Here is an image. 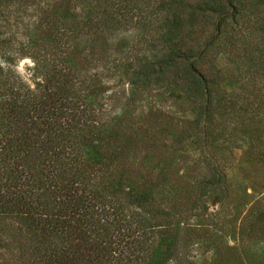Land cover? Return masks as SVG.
I'll list each match as a JSON object with an SVG mask.
<instances>
[{
	"label": "trees",
	"instance_id": "1",
	"mask_svg": "<svg viewBox=\"0 0 264 264\" xmlns=\"http://www.w3.org/2000/svg\"><path fill=\"white\" fill-rule=\"evenodd\" d=\"M38 1L0 0V11ZM45 16L0 65V264H177L179 247L205 242L208 224L194 219L228 197L241 146L228 135L264 119V0H51ZM127 30L134 40L105 53L103 33ZM222 51L246 66L233 83ZM90 61L148 98L186 95L188 127L164 132L154 107L114 109Z\"/></svg>",
	"mask_w": 264,
	"mask_h": 264
},
{
	"label": "rangeland",
	"instance_id": "2",
	"mask_svg": "<svg viewBox=\"0 0 264 264\" xmlns=\"http://www.w3.org/2000/svg\"><path fill=\"white\" fill-rule=\"evenodd\" d=\"M51 0H40L36 3H15L0 11V65L8 64L4 56L8 51L17 52L21 44L27 41V31L42 33L47 29L46 11ZM93 2H82V6L92 9ZM84 8V7H83ZM80 13L81 9L76 8ZM85 13V11H84ZM258 31L250 33L254 35ZM259 34V33H258ZM136 32L110 31L100 37L105 53L121 39L133 41ZM83 41L91 37H82ZM254 52L259 54L262 46L259 35L253 40ZM220 68L225 70L228 77L246 74V66L237 69L236 58L226 51L217 54ZM32 62L29 57L20 56L15 60L14 67L24 79L29 80V68ZM99 71L113 92V107L117 111L125 109L126 103L134 115L140 116L150 107L158 109L166 118V129L176 131L186 129L188 121L193 116V104L182 93L167 91L156 98H148L142 91L135 90L125 79L127 74L117 69H108L105 65L94 61L88 63ZM255 70V68H254ZM261 69L256 72L255 79L262 76ZM122 81L118 83L119 77ZM253 86L245 88L243 98H247ZM233 87V84H232ZM235 138L240 147H235L227 168L229 194L226 199L209 203L211 216L203 219L195 218V222H205L208 228L201 237H195L185 247L177 249V264H264V119L255 121L245 127L235 129L228 135ZM201 216V215H199Z\"/></svg>",
	"mask_w": 264,
	"mask_h": 264
}]
</instances>
